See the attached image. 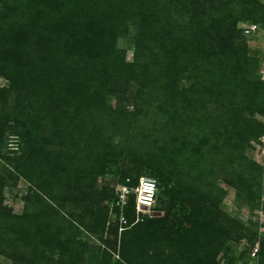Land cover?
<instances>
[{
	"label": "trees",
	"instance_id": "16d2710c",
	"mask_svg": "<svg viewBox=\"0 0 264 264\" xmlns=\"http://www.w3.org/2000/svg\"><path fill=\"white\" fill-rule=\"evenodd\" d=\"M244 24L264 32L262 0H0V146L7 125L23 145L0 150V256L85 264L86 232L105 243L98 264H236L218 257L245 237L264 264V240L220 209V180L264 207V167L246 155L264 138V80ZM131 27L129 62L117 41ZM122 153L157 178L161 209L136 221L131 195L105 240L120 209L97 182ZM18 180L20 214L3 196Z\"/></svg>",
	"mask_w": 264,
	"mask_h": 264
},
{
	"label": "rangeland",
	"instance_id": "374dc122",
	"mask_svg": "<svg viewBox=\"0 0 264 264\" xmlns=\"http://www.w3.org/2000/svg\"><path fill=\"white\" fill-rule=\"evenodd\" d=\"M262 2L264 3V0H262ZM243 39L248 46L249 55L251 57L257 58L260 63V68H262V66H264V32H258ZM135 40L136 29L135 27H131L128 36L121 37L117 41L118 48L126 51V59L129 62H132L134 57ZM6 84V80H0V86H5ZM109 103L116 107L117 102L115 98H110ZM257 118L264 122L263 117L258 116ZM5 128L6 130L10 131H6L5 133L4 141L0 146L1 153L9 156H13L12 154L14 153L20 154L23 148V145L20 144L21 138L12 133L11 130L15 129L11 128V125H7V127ZM252 146L253 148L247 149L246 155L250 159L256 161L259 165L264 167V138H262L259 142H253ZM112 162L116 164L112 168V172L115 174V176L99 177L97 182V188L99 190L104 191L107 196H111L112 191H115L118 187H120L122 181L127 177L131 178L132 180H135V178H137L139 175L142 176L141 178L143 179L150 178L156 183L155 204L152 208H141L136 204V221H142L148 215H151L153 210L161 209L160 198L162 192L161 189H158L159 182L157 178L151 175L148 170L140 173L136 167L137 159L127 153H122L119 155L116 154ZM218 184L222 186V188L226 191L220 204L221 211L236 220L238 224L242 226V229L244 231L243 233H251L253 235H256L258 242L264 240V207L262 206V204L258 209L253 208L252 206L243 203L237 197L236 191L233 188L227 186L226 183H224L222 180L218 181ZM28 188L29 185L25 180H18L16 184H11L10 186L6 187L3 195L4 204L8 208L13 210L14 213H22L25 206L24 196H26ZM134 192L132 194L133 196H135ZM106 204L107 202L105 201L104 205ZM71 209L72 206L67 204L65 210L68 211ZM109 217V223H107L104 236L105 240L113 239V236L110 234V230L115 227L117 214L115 212L110 213ZM122 230L124 229H121L120 227L118 231L119 236L121 235ZM81 238L83 239V241L89 244L88 252L84 257L86 259V261L84 259V263L98 264V259H100V255H98V253L104 250L105 243L99 242L92 235L86 232L81 235ZM256 248H259V243H257L255 248L251 250L250 243L247 240V237H245L240 243H235L234 240H229L223 251L219 254L218 258L222 259L223 253H226L227 257H234L237 260L236 264H260L259 257L257 255L255 257L252 255ZM94 252L95 254H92ZM117 254L113 255V261L118 260ZM91 258H93L92 261H90ZM0 264H11V261L0 256ZM80 264H83V259Z\"/></svg>",
	"mask_w": 264,
	"mask_h": 264
},
{
	"label": "built area",
	"instance_id": "2783aa9c",
	"mask_svg": "<svg viewBox=\"0 0 264 264\" xmlns=\"http://www.w3.org/2000/svg\"><path fill=\"white\" fill-rule=\"evenodd\" d=\"M241 28L246 37L252 36L259 32V27L256 24H244L241 26ZM260 73L262 79L264 80V66H262ZM133 192L134 188H131L127 185L120 186L116 189V207L120 209L117 219L119 220L121 229H124L123 227L128 223L124 215V207L127 205L129 197L133 194ZM134 193L136 204L139 205V207L152 208L155 204L156 183L150 178H141L139 180V185L135 187ZM257 251L258 249L256 248L252 254L254 257L256 256Z\"/></svg>",
	"mask_w": 264,
	"mask_h": 264
}]
</instances>
